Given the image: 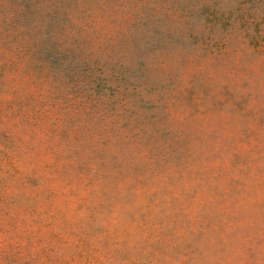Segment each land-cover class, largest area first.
<instances>
[{"label":"rangeland","instance_id":"obj_1","mask_svg":"<svg viewBox=\"0 0 264 264\" xmlns=\"http://www.w3.org/2000/svg\"><path fill=\"white\" fill-rule=\"evenodd\" d=\"M0 264H264V0H0Z\"/></svg>","mask_w":264,"mask_h":264}]
</instances>
